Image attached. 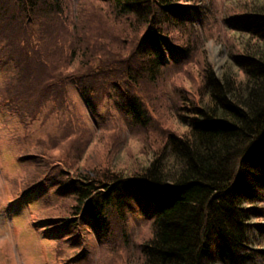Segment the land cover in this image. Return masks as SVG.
<instances>
[{
    "label": "trees",
    "instance_id": "trees-1",
    "mask_svg": "<svg viewBox=\"0 0 264 264\" xmlns=\"http://www.w3.org/2000/svg\"><path fill=\"white\" fill-rule=\"evenodd\" d=\"M98 1L102 5L97 10L128 24L124 37L126 30L136 35L129 55L118 61L133 87L140 82L154 85L167 68H179L178 62L195 50L196 21L217 10L215 0ZM225 2L221 20L238 47L226 39L228 59L220 77L203 61L200 86L178 87L182 104L174 106V118L180 128L166 135L140 172L89 174L77 169L65 146L49 137L19 139L21 158L35 161L40 169L36 180L26 181L24 193L34 192L48 179L65 201L41 222L46 224L44 232L72 241L92 232L96 240L112 246L111 219L124 225L126 209L133 205L152 228L135 246L133 264L264 261V0ZM82 4L77 1L75 10L82 11ZM60 22H72L61 0H0V67L7 68L0 102L23 119L40 117L46 122L63 112L65 88L74 84L92 110L89 82L97 76L86 73L87 67L91 71L112 64L110 48L96 50L104 59L81 51L82 35L70 41L66 56H59L50 27ZM101 25L81 22L78 30L93 28L96 33ZM32 37L38 38L37 47ZM113 53L115 64L120 55ZM44 63L48 68L37 67ZM115 83L109 80L103 86ZM122 85H116L117 107L136 126H149L151 116L141 97L123 80ZM60 152L69 160L57 164Z\"/></svg>",
    "mask_w": 264,
    "mask_h": 264
},
{
    "label": "rangeland",
    "instance_id": "rangeland-1",
    "mask_svg": "<svg viewBox=\"0 0 264 264\" xmlns=\"http://www.w3.org/2000/svg\"><path fill=\"white\" fill-rule=\"evenodd\" d=\"M77 1L61 0L64 5L67 4L72 22L54 23L50 27L55 32L53 43L60 49L59 56H66L70 41L82 35L79 37L80 43L84 41L81 51L87 55L93 52L104 59L96 50L104 52V48H110L120 57L117 55L119 58L114 64L116 56L111 51V65H95L91 71L87 67L86 73L97 76L89 82L93 85L94 94L92 110L75 84L65 88V110L46 122L40 117L32 121L23 119L12 112L7 104L0 102V264H133L136 259L135 246L143 238L147 239L152 229L151 223L133 205L126 209L124 225L116 217L111 219L114 231L112 246L96 240L92 232H85L73 241L65 240V236L53 238L49 232H44L46 224L41 222L53 216L51 210L62 209L65 201L55 192V183L48 179L41 182L34 192L24 193L26 181L36 180L40 169L35 161L21 158L23 147L19 139L49 137L54 143L65 146L67 155L76 162L77 169L89 174H107L111 177L114 173H138L147 166L152 152L163 146L166 135L180 128L174 118V106L182 104L178 87L182 84L193 90L195 85L200 86L198 74L203 61L220 77L228 59L226 39L227 43L238 47L221 20L222 13L227 10L226 0H215L217 10L207 12V17L203 16L195 23L196 46L191 55L196 57L187 56L178 62L180 69L167 68L154 85L140 82L139 86L133 87L126 83L127 74L118 61L129 55L136 41L135 33L126 30V40L124 27L128 24L124 19L112 21L105 12L97 10L102 5L101 1L80 0V3L83 2L82 11L75 10ZM73 17H77V20H73ZM81 22L94 28L96 24L102 25L93 33V28L78 30ZM51 39L52 34H49V41ZM30 40L38 46V38L32 37ZM37 67L48 68L46 63ZM131 70L136 72L137 68ZM187 70L188 73L182 76ZM6 74L7 68L0 67V82ZM109 80H116L115 85L104 87ZM122 80L132 94L141 97L151 116L149 126H136L130 116L117 107L114 95L118 91L116 85L123 89ZM45 111L46 107L43 109ZM59 155L55 163H60L62 158L69 160L64 152ZM59 168L56 170L59 171ZM52 174H49V179ZM256 264H264V261Z\"/></svg>",
    "mask_w": 264,
    "mask_h": 264
}]
</instances>
